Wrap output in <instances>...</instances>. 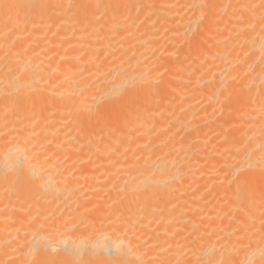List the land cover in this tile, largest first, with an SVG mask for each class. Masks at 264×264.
Returning <instances> with one entry per match:
<instances>
[{"label":"bare ground","instance_id":"6f19581e","mask_svg":"<svg viewBox=\"0 0 264 264\" xmlns=\"http://www.w3.org/2000/svg\"><path fill=\"white\" fill-rule=\"evenodd\" d=\"M0 264H264V0H0Z\"/></svg>","mask_w":264,"mask_h":264}]
</instances>
